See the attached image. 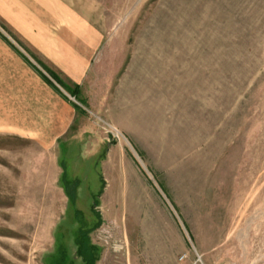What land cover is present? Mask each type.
Wrapping results in <instances>:
<instances>
[{"label": "rangeland", "instance_id": "rangeland-1", "mask_svg": "<svg viewBox=\"0 0 264 264\" xmlns=\"http://www.w3.org/2000/svg\"><path fill=\"white\" fill-rule=\"evenodd\" d=\"M78 2L118 93L78 116L56 164L0 136V264H59L78 226L99 264H134L111 230L125 206L128 229L133 212L156 223L153 260L264 264V0Z\"/></svg>", "mask_w": 264, "mask_h": 264}, {"label": "crops", "instance_id": "crops-1", "mask_svg": "<svg viewBox=\"0 0 264 264\" xmlns=\"http://www.w3.org/2000/svg\"><path fill=\"white\" fill-rule=\"evenodd\" d=\"M3 2L5 26H0L7 37L0 32V136L35 144L44 152L43 158L56 164L59 144L68 147L84 134L82 122L75 126L78 116H86V110L101 112L112 93L117 95L120 70L108 68L112 61L108 50L98 53L104 33L95 27L92 16L79 14L78 0H0V6ZM74 88L84 104L67 92ZM78 103L84 106L82 112L73 105ZM122 214L123 221H116L111 230L125 232L127 238L120 247L128 261L173 264L171 253L154 260L147 255L155 244L156 223L136 221L133 212L128 229L126 206ZM97 248L94 264L103 259ZM75 262L81 264L79 259Z\"/></svg>", "mask_w": 264, "mask_h": 264}, {"label": "trees", "instance_id": "trees-1", "mask_svg": "<svg viewBox=\"0 0 264 264\" xmlns=\"http://www.w3.org/2000/svg\"><path fill=\"white\" fill-rule=\"evenodd\" d=\"M47 73L50 75V77H52L53 79L55 78V76L50 73L49 71H47ZM67 92L71 95V97H73L77 102H80L82 104H84L82 101H80L77 98V91L76 88L74 89H67ZM75 106V108L77 109L78 112H82L83 110L77 105V104H73ZM68 200L71 202V197L68 196ZM96 213V212H95ZM94 213V214H95ZM95 215H97L98 218V225L100 224V217L98 215V213H96ZM78 223V222H76ZM90 230H83L81 226H78V228L76 229V232L73 236V244L76 248L75 253L73 255H70L68 253L67 248H64V252H61V248L63 249V247H61L58 243H56V251L54 256L56 257L57 255L59 256V260H57V262L59 264H77L75 261L77 259H79L81 261V264H94V262L98 259L99 257V249L94 246L91 245L90 242L88 241V238L86 237L88 232ZM58 256L56 259H58Z\"/></svg>", "mask_w": 264, "mask_h": 264}, {"label": "built area", "instance_id": "built-area-1", "mask_svg": "<svg viewBox=\"0 0 264 264\" xmlns=\"http://www.w3.org/2000/svg\"><path fill=\"white\" fill-rule=\"evenodd\" d=\"M183 257H181V259H182Z\"/></svg>", "mask_w": 264, "mask_h": 264}]
</instances>
